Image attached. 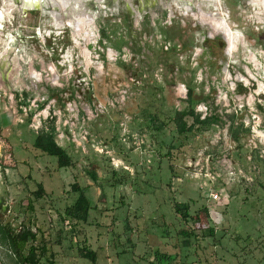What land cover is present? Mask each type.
Returning a JSON list of instances; mask_svg holds the SVG:
<instances>
[{"label":"rangeland","instance_id":"rangeland-1","mask_svg":"<svg viewBox=\"0 0 264 264\" xmlns=\"http://www.w3.org/2000/svg\"><path fill=\"white\" fill-rule=\"evenodd\" d=\"M180 1L87 0L92 23L79 27V4L7 11L0 0V221L38 232L41 264H93L59 235L82 193L93 208L77 230L96 264H264V7L207 2L241 36L229 58ZM190 89L202 119L222 123L179 132ZM51 117L72 167L34 145ZM0 264H20L1 235Z\"/></svg>","mask_w":264,"mask_h":264},{"label":"trees","instance_id":"trees-1","mask_svg":"<svg viewBox=\"0 0 264 264\" xmlns=\"http://www.w3.org/2000/svg\"><path fill=\"white\" fill-rule=\"evenodd\" d=\"M193 93L194 92L191 89L188 91V98L184 101L187 103V105L176 114L175 120L178 124L179 132L182 134L193 132L198 125H218L223 122L221 117L217 114H212L202 119L201 115L196 112L197 101L194 100ZM24 95L27 96L26 94ZM17 97H19V95H17ZM26 98L27 97H24V101H21V106H28L29 103L26 101ZM44 108L45 104L41 105L39 110H43ZM33 114L34 112L31 115ZM188 118L193 120L191 125L188 123ZM157 119V117L152 116L150 119L151 123H155ZM165 125L166 123L161 122L160 125L156 127V129L161 131ZM243 126V124L239 126H235L233 124L231 126L230 134L234 141H240V129H242ZM57 137L58 131L56 128V118L51 117L49 124L45 125L35 137L34 145L43 153L52 157H56L58 159V168L62 169L72 167L74 164L73 158L68 153L66 148L59 145ZM89 173L91 174L94 181L97 182V173L95 171H89ZM74 189L76 191L81 190L77 184L74 185ZM44 193V186L40 184L35 195L38 198H41ZM1 206L2 203H0V208ZM92 208L91 201L85 194L82 193L75 204L71 207H68L65 211V214L61 217L62 227L59 230V235L60 239L68 240L70 244L74 242V239L78 240L80 243L78 244V254L82 258L89 259L93 262V264H96V252L89 247L87 239L79 240V231L77 230L81 223L88 222ZM182 232L185 237V245L187 246L190 244L191 233L189 231ZM210 233L211 236H213L214 229H211ZM0 235L1 241L9 247L10 251L20 264H41L42 260L47 256V245L43 244L41 247L36 246L38 232H35L30 226H23L19 231H16L10 225H3L0 221ZM68 237H70V239ZM31 243L32 245L28 249Z\"/></svg>","mask_w":264,"mask_h":264},{"label":"bare ground","instance_id":"bare-ground-1","mask_svg":"<svg viewBox=\"0 0 264 264\" xmlns=\"http://www.w3.org/2000/svg\"><path fill=\"white\" fill-rule=\"evenodd\" d=\"M4 1L9 8L7 9V11L14 8V6L16 5L15 0H4ZM20 1H21L20 2L21 6H19L20 10L33 8L37 4L50 3L53 7L60 8L63 13H68V11L70 9H73L76 4H79L80 14L76 19L77 26L80 27L83 24L88 25L92 23L91 18L87 14L84 13L83 8H82L87 0H20ZM98 1H101V0H98ZM205 1L215 3L217 0H205ZM251 1L252 3L254 2V4H259L264 7V0H251ZM179 5L182 9L186 11V13L192 14L193 17L199 20L202 24L209 25L213 30V34L226 38L228 40L227 43L229 46V47L227 46L228 47L227 55L229 58L233 57L234 52L237 51L238 45L241 42V36L237 34L238 33L237 31H236L237 33L233 31V29L230 27V25L228 24L225 18H221V13L207 14L201 8L197 7V3L196 5H194L192 3V0H186V1L182 0L180 1ZM53 17L57 20L61 17V15L59 13H54ZM251 56L253 59V54H251ZM32 75H34V72H32ZM223 76L225 77L226 80L231 79V74L228 68L224 69ZM237 79L239 81L244 80L242 79L241 76H239ZM263 90H264V85H261L260 91H263Z\"/></svg>","mask_w":264,"mask_h":264},{"label":"flooded vegetation","instance_id":"flooded-vegetation-1","mask_svg":"<svg viewBox=\"0 0 264 264\" xmlns=\"http://www.w3.org/2000/svg\"><path fill=\"white\" fill-rule=\"evenodd\" d=\"M204 1H205V0H204ZM207 2H209V1H205L204 4H202V7H203L202 10H203L204 12L206 11L205 13L210 14V13L208 12L209 7L207 6ZM211 5L214 6L213 4H211ZM213 9H214V10H217V9L214 8V7H213ZM215 13H216V12H212L211 14H215ZM191 15H192V14H191ZM192 16H193V15H192ZM220 37H221V36H220ZM222 39L224 40V44H225V54H226V56H228V55H227V50H228V47H229V46H228V43H227L228 40H227L226 38H224V37H222ZM224 44L221 43V45H224ZM227 46H228V47H227Z\"/></svg>","mask_w":264,"mask_h":264},{"label":"built area","instance_id":"built-area-1","mask_svg":"<svg viewBox=\"0 0 264 264\" xmlns=\"http://www.w3.org/2000/svg\"><path fill=\"white\" fill-rule=\"evenodd\" d=\"M214 199L217 201V200L219 199V195L216 194V195L214 196Z\"/></svg>","mask_w":264,"mask_h":264}]
</instances>
